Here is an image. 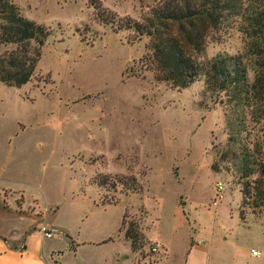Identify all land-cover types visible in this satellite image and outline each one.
I'll use <instances>...</instances> for the list:
<instances>
[{
  "label": "rangeland",
  "instance_id": "rangeland-1",
  "mask_svg": "<svg viewBox=\"0 0 264 264\" xmlns=\"http://www.w3.org/2000/svg\"><path fill=\"white\" fill-rule=\"evenodd\" d=\"M10 1L50 30L31 81L0 83V167L7 166L0 184L22 197L25 224L30 216L59 238L56 229L83 230L91 212L124 214L147 232L139 264H264V111L234 114L203 78L181 90L158 81L142 63L149 39L102 24L93 0ZM96 1L138 22L156 4ZM246 27L236 18L208 38L204 58L244 56L252 83ZM228 117L242 124L233 146ZM243 155L255 169L246 204L237 174ZM99 177L105 187L95 185ZM156 241L162 248L152 254Z\"/></svg>",
  "mask_w": 264,
  "mask_h": 264
},
{
  "label": "trees",
  "instance_id": "trees-1",
  "mask_svg": "<svg viewBox=\"0 0 264 264\" xmlns=\"http://www.w3.org/2000/svg\"><path fill=\"white\" fill-rule=\"evenodd\" d=\"M151 14L143 22L130 18L120 20L93 0L95 17L117 31L132 30L137 40L146 37V53L142 59L146 71L155 72L156 79L181 90L204 79L209 92L224 94L234 114L246 106L264 111V0H156ZM254 4L251 6V4ZM236 18L246 22L245 34L254 59V80L249 83L248 67L242 55H217L205 59L207 39L231 25ZM50 30L24 17L10 0H0V47L13 46L0 53V83L21 88L34 76L41 57V49ZM229 144L233 146L241 132V123L228 117ZM264 173V169H263ZM242 180L243 203L251 197V177L255 169L247 155L237 166ZM130 190L139 193L140 184L130 178ZM95 185L105 187L104 178ZM115 203H101V205ZM134 223H127L124 215L120 232L130 243L134 253H141L147 238Z\"/></svg>",
  "mask_w": 264,
  "mask_h": 264
},
{
  "label": "crops",
  "instance_id": "crops-1",
  "mask_svg": "<svg viewBox=\"0 0 264 264\" xmlns=\"http://www.w3.org/2000/svg\"><path fill=\"white\" fill-rule=\"evenodd\" d=\"M6 168L4 164L0 167V183L5 180ZM13 194L15 192L3 181L0 184V200L3 202L0 264H139V254L131 250L124 233L120 232L124 214L111 219L106 214L91 212L82 221L83 230L56 229L63 237L46 238L32 217L28 216L25 224V213L30 211H25L22 197ZM58 210L54 208L55 215ZM101 216L103 218L99 219ZM145 237L148 238L147 232Z\"/></svg>",
  "mask_w": 264,
  "mask_h": 264
},
{
  "label": "built area",
  "instance_id": "built-area-1",
  "mask_svg": "<svg viewBox=\"0 0 264 264\" xmlns=\"http://www.w3.org/2000/svg\"><path fill=\"white\" fill-rule=\"evenodd\" d=\"M217 189H218V191H221L222 189H223V186L221 185V184H217ZM49 229V228H48ZM47 229V227H42V234L46 237V238H51V237H53V235H52V232H51V230L49 231ZM162 248V244L160 243V242H158V241H156V242H153L152 244H151V247H150V251H151V253L152 254H155V253H157L158 251H159V249H161ZM252 255H254V256H260L261 255V252H258V251H255V250H252Z\"/></svg>",
  "mask_w": 264,
  "mask_h": 264
}]
</instances>
